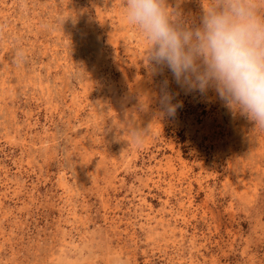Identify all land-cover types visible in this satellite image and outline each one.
Returning a JSON list of instances; mask_svg holds the SVG:
<instances>
[{
    "label": "rangeland",
    "instance_id": "1",
    "mask_svg": "<svg viewBox=\"0 0 264 264\" xmlns=\"http://www.w3.org/2000/svg\"><path fill=\"white\" fill-rule=\"evenodd\" d=\"M148 46L124 0H0V264H264V128Z\"/></svg>",
    "mask_w": 264,
    "mask_h": 264
},
{
    "label": "clouds",
    "instance_id": "2",
    "mask_svg": "<svg viewBox=\"0 0 264 264\" xmlns=\"http://www.w3.org/2000/svg\"><path fill=\"white\" fill-rule=\"evenodd\" d=\"M130 24L148 42L147 56L187 91H214L223 105L264 128V12L252 0H202L200 22L176 21L166 0H124ZM164 111L178 104L167 92Z\"/></svg>",
    "mask_w": 264,
    "mask_h": 264
}]
</instances>
